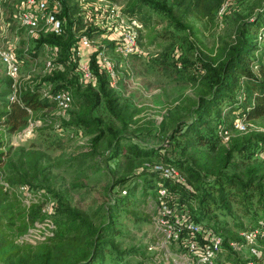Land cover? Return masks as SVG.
Here are the masks:
<instances>
[{
  "label": "rangeland",
  "instance_id": "374dc122",
  "mask_svg": "<svg viewBox=\"0 0 264 264\" xmlns=\"http://www.w3.org/2000/svg\"><path fill=\"white\" fill-rule=\"evenodd\" d=\"M19 1L0 0V51L11 49L21 62L17 75L11 78L0 60V95H12L15 87L29 81L43 85L53 69L50 47L46 43L37 46L36 39L21 25ZM128 1L67 2L76 6L78 17L77 13H91L92 44L104 48L114 62L116 75L108 77L114 113L103 102L90 113L103 125L92 123L88 129L77 126L75 121L84 108L71 104L65 110L51 105L32 113L27 124L14 133L0 127V264H75L82 258L83 252L90 250L91 238L84 230L77 234L79 240H70L72 244L66 239L44 240L53 227V213L63 207L79 213L93 233L108 223L120 231L118 235L105 234L101 240L107 243L98 246L99 258L86 264H188L179 244L166 240L156 222L157 190L162 181L154 169L162 166L165 155L180 154L204 176L211 177L222 166L224 174L243 177L253 172L264 183V144L255 141L257 136L264 137V115L242 120L234 111L225 114L221 123L213 120L216 141L206 148L184 149L173 133L177 122L189 118L196 96L204 93L195 65L219 58L225 45L233 42L236 28L247 29L245 23L252 18L259 0H166L182 27L171 25L162 12L144 5L151 20L144 24L132 16L141 25L137 52L124 55L114 51L112 41L108 44L107 36L116 37L118 32L102 26L103 17L97 8L112 3L127 16L124 6ZM86 25L81 18L75 45L79 36L86 34ZM255 37L264 44V35L256 33ZM236 119L243 123V129L234 128ZM106 126L122 135L113 146ZM248 139H252L248 149L233 152L224 164L225 152ZM133 143L138 145L137 152L146 149L143 144L153 152L137 155L130 151ZM125 192L126 201L132 199L133 203L122 209L117 206L115 212L109 210L116 197ZM263 216L260 209L245 214L232 202L229 210L207 220L226 238L217 264H264V259H255L245 244L237 250L229 244L241 241L242 230L264 226ZM258 244L264 250V241Z\"/></svg>",
  "mask_w": 264,
  "mask_h": 264
},
{
  "label": "trees",
  "instance_id": "16d2710c",
  "mask_svg": "<svg viewBox=\"0 0 264 264\" xmlns=\"http://www.w3.org/2000/svg\"><path fill=\"white\" fill-rule=\"evenodd\" d=\"M58 1L60 7L57 15L63 20L62 31L60 33L42 32L31 35L32 38L36 39L37 46L46 43L50 47L52 50L51 63L56 66H52L53 69H50L51 71L44 79L43 85L29 81L15 87L16 89L12 95L8 96L5 93L0 95V127L6 133H14L23 128L32 113L55 105L51 95L61 90L70 93V106L72 104L76 108H84L82 109L84 113L75 121L77 126L88 129L92 123L103 125L98 117L90 116L91 111L96 109L102 102L110 112H113L111 108L114 99L111 96L108 75L103 70L98 71L94 54L90 58V65L96 74L95 81L83 83L79 79L73 47L75 45L74 35L82 17L76 15V6H69L68 0ZM144 5L162 12L168 17L171 25L183 26L173 15L172 9L167 5L166 0H131L124 6V11L131 17H137L144 24H148L151 15L144 8ZM90 24L86 25L83 31L88 35L93 27ZM245 25L247 29L242 26L236 28L233 42L225 45L218 59L215 61H201L199 65H195L204 93L196 96L193 105H191V111H188L189 118L177 122L173 129L176 138L183 142L181 146L184 149L185 147L206 148L207 145L215 143L214 125L211 122L218 119V122L221 123L227 113L235 111L238 114L237 117L242 120L256 119L264 115V44L260 43L255 37L256 33L260 36L264 35V0H259L256 11L253 12L252 18ZM250 28L256 30V33L254 34V31L250 32ZM257 52L258 54L255 55ZM220 128L225 129L224 127ZM105 130L113 136L111 146L115 144L116 140L122 139V135L118 130L110 126H106ZM99 131H102V129H99ZM251 141L252 139H248L237 148L230 147L225 152L224 164L228 163L233 152L240 153L245 149L247 150ZM255 141L264 144V137L257 136ZM137 146L134 143L130 145V151L137 155H147L153 152V149L144 144L142 148L146 149L137 152ZM2 156L3 153L0 152V165L3 163ZM161 159L164 160L162 168L172 165L185 177V182L181 183L162 177L161 169H154L160 175L162 184L167 187L170 193L178 197L180 203L186 207L189 215L195 221L208 225L207 222L213 217L214 220L216 219L215 216L218 212L229 210L232 202L245 214L258 209L264 212V183L253 172H247L243 177H240L236 174L222 173L220 171L221 166L210 177L202 175L199 168L191 160L183 158L180 154H173L170 157L165 155V159L164 157H161ZM126 195L125 192L123 195L116 197L117 199L112 202L113 204L110 203L109 210L115 212L131 205L133 201L132 199L126 201ZM193 200L195 204L189 205ZM117 206H119V209ZM190 209H193L192 212ZM53 214L55 215L52 217L55 219L53 218L54 221H51V224H53L52 234L46 236L44 240L48 239L54 242L59 241V239H66L72 244V241L79 240L77 234L82 230L89 235L91 234L90 250L83 252L82 258H79L75 264H86L89 260L96 261L100 256L98 246L107 243L101 238L105 234L118 235L120 233L115 225L109 223L103 225L99 233H93V228L88 221L82 218L79 213L67 207L58 209ZM6 225L11 226L10 221H6ZM213 228L217 231L215 227ZM218 232L223 237L222 247H224L227 245L226 238L220 231ZM96 238L99 239L98 242L95 241Z\"/></svg>",
  "mask_w": 264,
  "mask_h": 264
},
{
  "label": "built area",
  "instance_id": "2783aa9c",
  "mask_svg": "<svg viewBox=\"0 0 264 264\" xmlns=\"http://www.w3.org/2000/svg\"><path fill=\"white\" fill-rule=\"evenodd\" d=\"M59 7L58 0H20L19 21L30 36L36 35L39 31L60 33L63 20L57 15ZM97 10L100 12V16L103 17L102 26L107 30L118 32L116 37L109 39L114 43V51L117 50L124 55L137 52V31L141 25L136 18L126 16L118 5L112 3L103 4ZM82 16L85 24L92 20L91 16H86L85 13H82ZM125 21L128 24L124 26ZM118 23L122 24L121 27L117 25ZM117 27L120 28V31L122 30V33L117 30ZM92 42L89 35L82 34L78 38L77 45L73 47L79 79L83 83L95 81L96 74L90 65L92 54H94L98 71L103 70L109 78H114L116 71L113 60L104 48L93 45ZM0 60L5 73L14 78L21 65L14 51L11 49L0 51ZM46 64L50 65L51 63L47 61ZM51 98L60 110H65L70 106L71 95L68 91H56L51 95ZM233 126L238 130L244 127L238 119L234 121ZM223 132L226 134L227 130ZM159 169H161L162 177L181 183L184 182L176 167L168 165L163 168L159 167ZM157 200L159 211L156 222L166 240L179 244L177 247L182 251V255L187 257L188 264H217L223 243L221 234L210 225L195 221L189 215L186 207L180 203L178 197L170 193L163 184L157 190ZM49 230L50 234L48 235H51V228ZM239 237L241 241L229 243L234 250L240 249L245 244L255 259H264V250L258 244V241H264V226L244 229L239 233ZM252 263V261H248V264Z\"/></svg>",
  "mask_w": 264,
  "mask_h": 264
},
{
  "label": "crops",
  "instance_id": "0c3cea01",
  "mask_svg": "<svg viewBox=\"0 0 264 264\" xmlns=\"http://www.w3.org/2000/svg\"><path fill=\"white\" fill-rule=\"evenodd\" d=\"M89 3L91 4V2H89ZM77 14H78V15L80 14L81 17L83 18L82 13H77ZM87 16H91V15L88 14ZM91 18H92V17H91ZM92 21H93V19H92L90 22H92ZM90 22H89V23H90ZM89 23H88V24H89ZM107 35H109V34L107 33ZM102 38H104V37H102ZM107 38L111 39L112 37H111V36H109V37L107 36ZM107 38H105V39H107ZM109 39H107V40H108V44H109V41H110ZM103 40H104V39H103ZM110 42H111V41H110ZM110 44H111V43H110ZM96 46H97V45H96Z\"/></svg>",
  "mask_w": 264,
  "mask_h": 264
}]
</instances>
